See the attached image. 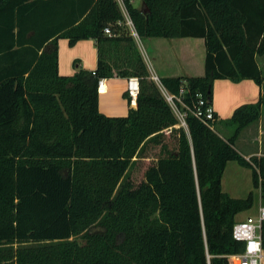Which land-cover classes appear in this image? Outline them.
Returning a JSON list of instances; mask_svg holds the SVG:
<instances>
[{
  "label": "trees",
  "instance_id": "obj_1",
  "mask_svg": "<svg viewBox=\"0 0 264 264\" xmlns=\"http://www.w3.org/2000/svg\"><path fill=\"white\" fill-rule=\"evenodd\" d=\"M140 1L0 0V264H237L231 230L252 196L221 178L235 160L264 192V155L235 147L262 100L234 109L228 138L190 111L177 127L121 4L140 38L203 39L202 75L159 78L172 94L185 84L194 108L198 94L211 105L215 79L261 85L264 0ZM60 38L94 40V74H59ZM111 77L138 79L125 116L99 111L97 81Z\"/></svg>",
  "mask_w": 264,
  "mask_h": 264
},
{
  "label": "crops",
  "instance_id": "obj_2",
  "mask_svg": "<svg viewBox=\"0 0 264 264\" xmlns=\"http://www.w3.org/2000/svg\"><path fill=\"white\" fill-rule=\"evenodd\" d=\"M132 4L136 7L141 6V1L132 0ZM145 39L153 61L151 66H148L140 49L139 51L151 76L159 79L167 76L184 78L203 74V59L199 66L193 67L190 42L180 41L184 40L182 38L145 37ZM57 49L60 75L70 76L79 69L95 70L97 55L93 39H81L69 44L67 39L60 38L57 42ZM258 65L262 71L261 65L259 63ZM126 79L122 77L105 79L106 91L98 96V107L102 114L106 116H125L127 114L128 102L124 97L127 92ZM212 87L217 95L214 102L211 98V108L216 114L214 128L224 138L230 137L234 131L235 125L227 123L234 109L244 103H254L259 98L262 100L258 119L240 130L235 140V147L246 158L252 155H264V78L260 86L252 79H242L236 82L229 79H215L212 82ZM251 145L253 149L248 148Z\"/></svg>",
  "mask_w": 264,
  "mask_h": 264
},
{
  "label": "built area",
  "instance_id": "obj_3",
  "mask_svg": "<svg viewBox=\"0 0 264 264\" xmlns=\"http://www.w3.org/2000/svg\"><path fill=\"white\" fill-rule=\"evenodd\" d=\"M121 4V3H120ZM121 9L125 18L124 24L130 29L133 36H137L134 31L133 24L123 5ZM120 22L105 26L104 33L111 34V27ZM94 74V71H92ZM152 79L157 83L164 99L169 104L172 112L177 119V127H182L187 131L186 116L190 114L199 118L202 122L214 127L215 120L214 112L211 105H205V101L198 94V100L194 108H189L182 101V94L185 91V84L181 85L178 94L169 93L161 84L160 80L152 76ZM126 91L131 102H134L138 93L137 77H129L126 79ZM106 91L105 79L99 78L97 81V92L102 94ZM264 221V206H260L256 217L247 216L244 220H237L232 227L231 235L236 241L243 243L242 252L233 255L237 259V264H264V246L262 243L261 228Z\"/></svg>",
  "mask_w": 264,
  "mask_h": 264
},
{
  "label": "rangeland",
  "instance_id": "obj_4",
  "mask_svg": "<svg viewBox=\"0 0 264 264\" xmlns=\"http://www.w3.org/2000/svg\"><path fill=\"white\" fill-rule=\"evenodd\" d=\"M139 7V6H137ZM151 38V37H149ZM135 42L137 44L138 50L140 49L144 59L146 60L148 66H151L153 62L151 59L150 51L148 49V43L145 37H137L134 36ZM154 39V38H153ZM184 40L180 41H188L190 42L191 54L193 56V67L199 66V63L203 59L205 55V47L203 44V40L201 38H193V37H185L182 38ZM258 63L262 67V72L264 75V65L263 58L257 57ZM194 69V68H193ZM212 101L214 102L215 97L217 96L213 91L212 87ZM242 146V145H241ZM249 149H253V146H249ZM153 154H150L152 158ZM141 165L137 164L134 168L133 175L135 179H138L141 175ZM221 185L223 187V191H225L229 196L234 198H244L251 194L252 196V204L251 206L244 211L239 212L236 215L237 220H244L247 216L256 217L258 214V209L260 206H264V192H261L260 189L254 187L252 183V170L250 168L241 166L235 160L228 161L226 163L222 178ZM77 240L81 242V239L78 237Z\"/></svg>",
  "mask_w": 264,
  "mask_h": 264
},
{
  "label": "water",
  "instance_id": "obj_5",
  "mask_svg": "<svg viewBox=\"0 0 264 264\" xmlns=\"http://www.w3.org/2000/svg\"><path fill=\"white\" fill-rule=\"evenodd\" d=\"M142 10H143L144 12H146V11H147V8L145 7V8H143Z\"/></svg>",
  "mask_w": 264,
  "mask_h": 264
}]
</instances>
